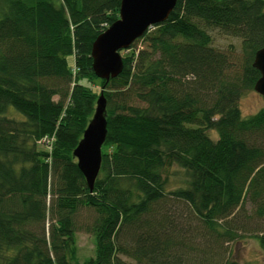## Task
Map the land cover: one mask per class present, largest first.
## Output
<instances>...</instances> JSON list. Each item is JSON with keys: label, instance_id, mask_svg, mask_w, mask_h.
<instances>
[{"label": "trees", "instance_id": "obj_1", "mask_svg": "<svg viewBox=\"0 0 264 264\" xmlns=\"http://www.w3.org/2000/svg\"><path fill=\"white\" fill-rule=\"evenodd\" d=\"M120 7L0 0V264H213L217 244L248 231L246 200L264 220V107L240 109L261 75L264 0H177L106 81L92 46ZM214 33L240 38V55L214 46ZM98 79L100 92L84 83ZM101 91L107 136L91 191L73 151ZM83 207L95 214V255L79 263ZM253 232L264 250V231Z\"/></svg>", "mask_w": 264, "mask_h": 264}, {"label": "water", "instance_id": "obj_2", "mask_svg": "<svg viewBox=\"0 0 264 264\" xmlns=\"http://www.w3.org/2000/svg\"><path fill=\"white\" fill-rule=\"evenodd\" d=\"M176 3L177 0H121L119 18L93 43L91 57L95 74L106 81L117 77L123 70L121 51L129 49L151 26L165 22ZM253 65L261 74L254 90L264 97V47L256 52ZM106 136L107 100L101 91L93 117L73 151L91 191L100 172Z\"/></svg>", "mask_w": 264, "mask_h": 264}, {"label": "rangeland", "instance_id": "obj_3", "mask_svg": "<svg viewBox=\"0 0 264 264\" xmlns=\"http://www.w3.org/2000/svg\"><path fill=\"white\" fill-rule=\"evenodd\" d=\"M214 46L233 53L234 55H240L241 53V39L237 37L224 36L214 33ZM138 46H145V42L141 41L137 43ZM129 49L121 51V55H128ZM69 62L73 63V58H69ZM87 85L93 88L96 92H100V80L89 83L84 81ZM100 95V94H99ZM264 107V97L259 95L255 90L247 92L240 100V109L242 115L247 117L259 111ZM16 115L20 113L14 111ZM13 114V109L11 113ZM214 139H217L216 132L210 133ZM42 146V145H41ZM43 147V146H42ZM42 147H40L42 149ZM180 182V178L172 176L170 178V187H175ZM242 220L245 221L248 231L242 232V236L229 243H220L216 245V254L213 260V264H224L228 258L236 259L241 263L251 264H264V250L262 249L259 240L253 236V230H257V233L264 231V220L257 219L253 216V208L248 200L245 201L244 208L242 209ZM95 214L86 208H80L76 215V245H77V260L79 263L85 261L91 256L95 255V241L91 233L86 230L87 225L93 221ZM191 230H194L196 222H190L188 225ZM198 239V238H197ZM199 242V239H198ZM123 259L134 263L129 257L121 256Z\"/></svg>", "mask_w": 264, "mask_h": 264}, {"label": "built area", "instance_id": "obj_4", "mask_svg": "<svg viewBox=\"0 0 264 264\" xmlns=\"http://www.w3.org/2000/svg\"><path fill=\"white\" fill-rule=\"evenodd\" d=\"M54 139L53 138H45L43 140V142H45L47 145H49V147L51 148L52 143H53Z\"/></svg>", "mask_w": 264, "mask_h": 264}]
</instances>
